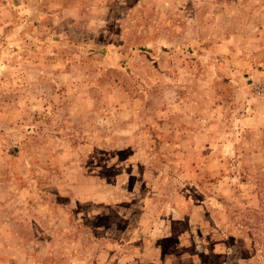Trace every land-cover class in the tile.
Wrapping results in <instances>:
<instances>
[{"label":"rangeland","instance_id":"obj_1","mask_svg":"<svg viewBox=\"0 0 264 264\" xmlns=\"http://www.w3.org/2000/svg\"><path fill=\"white\" fill-rule=\"evenodd\" d=\"M0 264H264V0H0Z\"/></svg>","mask_w":264,"mask_h":264}]
</instances>
